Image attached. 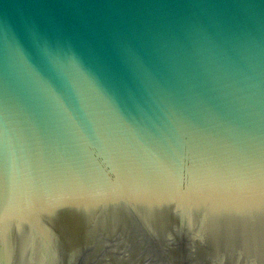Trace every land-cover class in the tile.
Segmentation results:
<instances>
[{"label": "water", "instance_id": "water-1", "mask_svg": "<svg viewBox=\"0 0 264 264\" xmlns=\"http://www.w3.org/2000/svg\"><path fill=\"white\" fill-rule=\"evenodd\" d=\"M0 264H264V0H0Z\"/></svg>", "mask_w": 264, "mask_h": 264}]
</instances>
